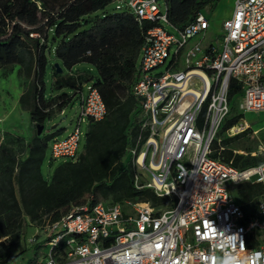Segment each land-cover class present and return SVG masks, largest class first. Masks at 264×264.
Returning <instances> with one entry per match:
<instances>
[{"label":"built area","instance_id":"2783aa9c","mask_svg":"<svg viewBox=\"0 0 264 264\" xmlns=\"http://www.w3.org/2000/svg\"><path fill=\"white\" fill-rule=\"evenodd\" d=\"M115 2L126 3L117 10L127 8L139 23L155 24L139 58L133 94L140 111L128 154L137 188L168 202L155 207L90 198L40 227L42 237L30 241L49 250L34 264H264V161L236 168L221 159L226 147L217 139L231 112L232 82L241 117L225 138L252 128L246 113L264 111V0H235L219 42L209 44L205 13L178 30L169 22L165 0ZM85 88L77 127L51 142L54 160H77L81 122L107 113L99 89L93 83ZM228 149L245 156L264 151ZM245 182L263 187L249 219L230 190Z\"/></svg>","mask_w":264,"mask_h":264},{"label":"trees","instance_id":"16d2710c","mask_svg":"<svg viewBox=\"0 0 264 264\" xmlns=\"http://www.w3.org/2000/svg\"><path fill=\"white\" fill-rule=\"evenodd\" d=\"M114 1L0 0V76L8 77L20 67L23 92L19 105L29 113L34 131L29 141L7 133L0 143V264H13L25 252L18 249L27 225L43 227L90 198L94 203L143 201L155 207L168 202L149 188H137L128 154L140 111L133 94L139 58L147 32L155 24L139 23L127 8L108 11ZM221 1L224 0H165L169 22L183 30L208 7L214 8ZM55 63L61 65L63 73H57ZM82 63L91 69L74 71ZM50 67L56 92L48 98L45 77ZM64 69L69 74L65 75ZM88 83L99 89L107 113L102 120H89L78 159L63 161L46 179L42 168L49 143L63 129L56 127L45 134L43 130L38 135V125L45 129L56 110L61 112L80 100ZM237 91L232 82L231 111L236 110L237 114L226 119L221 136L241 117ZM245 135L221 142L226 147L221 159L240 169L264 161L260 155L229 151L228 148L235 150L234 143ZM213 147L218 148L219 143L215 141ZM236 188L237 194H232L249 219L255 215L263 187L245 182Z\"/></svg>","mask_w":264,"mask_h":264},{"label":"rangeland","instance_id":"374dc122","mask_svg":"<svg viewBox=\"0 0 264 264\" xmlns=\"http://www.w3.org/2000/svg\"><path fill=\"white\" fill-rule=\"evenodd\" d=\"M121 4L126 6V3L121 2H113L108 7L107 10L110 12H115L116 5ZM235 4V0H225L219 2L216 7L211 8L208 7L205 11V15L209 19L212 27L210 33L208 34L206 44L212 42H219V39L222 34V25L224 22V16L230 10L231 6ZM77 69H90V65L86 63L79 64L74 67V70ZM84 71V70H77ZM92 72L96 75V71L92 70ZM64 74H69L68 69H64ZM46 82V95L47 97H51L56 91L54 90V75L53 70L50 67L46 73L45 77ZM23 84V76L20 71V67H16L14 72L8 77L0 76V143L4 140L5 134H11L12 136H20L22 134H26L25 139H30L34 132H29L28 130V121L27 119L21 120V118L17 115L16 111V94L18 90L22 89ZM69 92H73L72 90H68ZM84 93H87V88H84ZM80 100L77 99L74 103L66 106L65 114H61L60 110H56L54 113L52 121H49L45 125L44 134L52 131V127L57 125L58 129H63L62 134L58 135L59 139H63L70 132H72L76 127L80 118L79 111ZM19 110V109H18ZM20 112V111H19ZM237 114L236 110H232L229 116H234ZM28 116V115H27ZM246 120L251 124V129L246 131V135L241 137L234 143L233 148L239 151H258L264 149V111L262 112H249L245 114ZM89 128V119L85 118L81 122V130H82V142L80 145V151H83L86 134ZM257 131V133L254 132ZM21 134V135H20ZM24 138V137H23ZM218 138H225V135H219ZM52 142V141H51ZM51 142L49 143V149L47 151L46 159L43 164V174L46 179H50L53 174L54 169L60 165L63 160L52 159L51 156ZM264 159V151L262 153H258ZM237 186H230V190L233 194H237L236 188ZM111 199V198H110ZM127 209V207H126ZM23 241L18 249V252L25 251L22 255H20L15 263L13 264H27L31 259L36 258L44 259L45 254L49 250L46 247L39 248L38 245H33L30 239L36 235L37 238L42 237L41 228L34 225H27L24 232Z\"/></svg>","mask_w":264,"mask_h":264},{"label":"crops","instance_id":"0c3cea01","mask_svg":"<svg viewBox=\"0 0 264 264\" xmlns=\"http://www.w3.org/2000/svg\"><path fill=\"white\" fill-rule=\"evenodd\" d=\"M224 1H225V0H224ZM233 11H234V5L231 6L230 10L228 11V13H226V15L224 16V19H223V20H226V19H228L229 17H231L232 14H233ZM210 25H211V23H210ZM211 27H212V25L210 26L209 33H210V30H211ZM90 69H91V68H90ZM77 70H87V69H77ZM74 71H76V70H74ZM22 92H23V87H22L21 90H18V91L16 92V94H13L14 97L16 96V104H15L16 109H15V110H17L16 113H17V115L21 118V120L27 119L26 121H28V130H29V132H31V131H33V129H32V127H31V119H30V115H29V113H28L27 111L22 110V109L20 108V105H19V98H20ZM18 109H19V110H18ZM19 111H20V112H19ZM27 115H28V116H27ZM62 131H63V130H62ZM62 131L60 132L61 134H62ZM33 132H34V131H33ZM254 132H257V131L254 130ZM20 135H21V134H20ZM33 135H34V134H33ZM26 136H27L26 134H22V137L25 138ZM57 137H58V136H57ZM31 138H32V137H31ZM31 138H30V139H31ZM30 139H27V141H29ZM237 151H239V150H237Z\"/></svg>","mask_w":264,"mask_h":264},{"label":"water","instance_id":"95a60500","mask_svg":"<svg viewBox=\"0 0 264 264\" xmlns=\"http://www.w3.org/2000/svg\"><path fill=\"white\" fill-rule=\"evenodd\" d=\"M55 67L57 68V73L58 74L63 73V68L61 67V65L59 63H55ZM56 127H57V125H54L52 127V129H55ZM43 130H44V125H38V132H37V134L38 135H41L42 132H43Z\"/></svg>","mask_w":264,"mask_h":264},{"label":"clouds","instance_id":"9594fccd","mask_svg":"<svg viewBox=\"0 0 264 264\" xmlns=\"http://www.w3.org/2000/svg\"><path fill=\"white\" fill-rule=\"evenodd\" d=\"M256 255L259 256L260 254L258 253ZM219 264H229V262L227 260H221Z\"/></svg>","mask_w":264,"mask_h":264}]
</instances>
